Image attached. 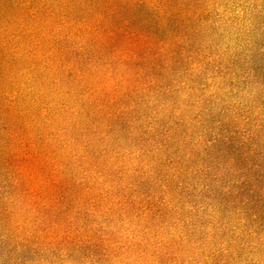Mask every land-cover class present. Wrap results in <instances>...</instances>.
<instances>
[{"label": "rangeland", "instance_id": "obj_1", "mask_svg": "<svg viewBox=\"0 0 264 264\" xmlns=\"http://www.w3.org/2000/svg\"><path fill=\"white\" fill-rule=\"evenodd\" d=\"M0 264H264V0H0Z\"/></svg>", "mask_w": 264, "mask_h": 264}]
</instances>
